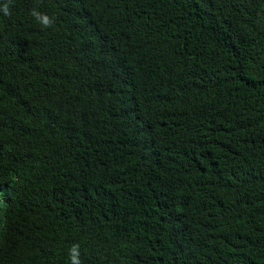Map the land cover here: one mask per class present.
I'll use <instances>...</instances> for the list:
<instances>
[{
  "label": "trees",
  "instance_id": "16d2710c",
  "mask_svg": "<svg viewBox=\"0 0 264 264\" xmlns=\"http://www.w3.org/2000/svg\"><path fill=\"white\" fill-rule=\"evenodd\" d=\"M11 11L0 264H264V0Z\"/></svg>",
  "mask_w": 264,
  "mask_h": 264
},
{
  "label": "clouds",
  "instance_id": "9594fccd",
  "mask_svg": "<svg viewBox=\"0 0 264 264\" xmlns=\"http://www.w3.org/2000/svg\"><path fill=\"white\" fill-rule=\"evenodd\" d=\"M12 6L13 0H2V2H0V14L5 17L11 16ZM30 15L41 26L42 30L52 28L55 25L56 17L41 12L38 7H33ZM80 255V245L73 244L69 250L70 264H83L82 260L80 259Z\"/></svg>",
  "mask_w": 264,
  "mask_h": 264
}]
</instances>
